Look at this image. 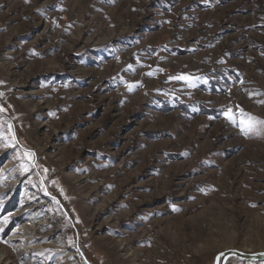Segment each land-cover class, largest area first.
Returning <instances> with one entry per match:
<instances>
[{
    "label": "rangeland",
    "instance_id": "obj_1",
    "mask_svg": "<svg viewBox=\"0 0 264 264\" xmlns=\"http://www.w3.org/2000/svg\"><path fill=\"white\" fill-rule=\"evenodd\" d=\"M0 109V259L264 252V0H0Z\"/></svg>",
    "mask_w": 264,
    "mask_h": 264
},
{
    "label": "water",
    "instance_id": "obj_2",
    "mask_svg": "<svg viewBox=\"0 0 264 264\" xmlns=\"http://www.w3.org/2000/svg\"><path fill=\"white\" fill-rule=\"evenodd\" d=\"M232 258H236L242 262L262 263L264 262V252L248 253L238 250H227L216 256L215 264H226Z\"/></svg>",
    "mask_w": 264,
    "mask_h": 264
},
{
    "label": "bare ground",
    "instance_id": "obj_3",
    "mask_svg": "<svg viewBox=\"0 0 264 264\" xmlns=\"http://www.w3.org/2000/svg\"><path fill=\"white\" fill-rule=\"evenodd\" d=\"M9 258H10L9 256H6V257L0 259V264H14L15 263L14 261L11 263L7 262Z\"/></svg>",
    "mask_w": 264,
    "mask_h": 264
},
{
    "label": "snow or ice",
    "instance_id": "obj_4",
    "mask_svg": "<svg viewBox=\"0 0 264 264\" xmlns=\"http://www.w3.org/2000/svg\"><path fill=\"white\" fill-rule=\"evenodd\" d=\"M184 79H186V78H184ZM0 110H2V109H0ZM228 118L231 120L233 117L231 115H229Z\"/></svg>",
    "mask_w": 264,
    "mask_h": 264
}]
</instances>
